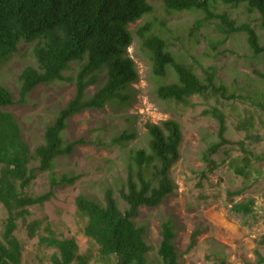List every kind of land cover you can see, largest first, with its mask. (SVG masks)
I'll list each match as a JSON object with an SVG mask.
<instances>
[{"label": "trees", "instance_id": "obj_1", "mask_svg": "<svg viewBox=\"0 0 264 264\" xmlns=\"http://www.w3.org/2000/svg\"><path fill=\"white\" fill-rule=\"evenodd\" d=\"M153 1L160 2L170 14L200 10V21L217 19L216 27L224 38L243 31L253 54L264 56V44L250 22L237 23L230 11L221 7L244 5L258 13V24L264 28V0H0V63L17 50L21 41L31 44L36 60V64L21 70L17 98L0 83V201L6 209L0 231V264H20L23 244L15 231L18 220L24 221L30 214L29 206L48 199L56 185L71 184L79 177L54 169L57 157L70 154L75 145L85 141L82 136L64 137L68 119L85 109L129 99L131 83L138 73L127 50L134 37L128 25L151 14ZM154 28L153 20L146 21L136 33L156 76L155 92L159 98L194 105L193 95L212 96L218 101L220 97L237 96L216 74L214 66L198 73L193 64L173 53L165 34ZM71 70L73 73L68 74ZM54 81H73L74 93L45 124L42 142L31 148L20 122L3 107L24 102L37 85ZM90 85L95 88L87 93ZM260 103L264 106V102ZM202 112L212 115L218 123L217 140L203 153L206 167L201 175L205 177L217 166L210 154L231 140L226 136V114L221 105L212 104ZM241 122L240 127L246 130L253 125L252 119ZM146 134L145 145L124 153L125 175L115 182L118 194L109 184L103 187L102 197L84 193L75 196V213L84 221L83 233L89 240L85 250H80L73 236L56 235L46 215L27 222L28 235H38L39 244L53 248L50 264H89L91 260L102 264H180L173 218L160 220L157 243L148 239L146 225L135 218L140 206H158L176 187L170 169L181 154V124L175 118L147 122ZM134 137L123 131L111 142L122 146ZM236 143L244 154L241 162L231 161V165L238 174L247 176L249 150L243 140ZM37 171L47 172V188L31 193L29 186ZM243 190L229 189L227 197L233 212L247 215L254 209L253 198L234 199ZM193 242L192 238L190 245ZM218 259L220 264H227L224 257ZM263 261L264 256L257 253V259L247 264Z\"/></svg>", "mask_w": 264, "mask_h": 264}, {"label": "rangeland", "instance_id": "obj_2", "mask_svg": "<svg viewBox=\"0 0 264 264\" xmlns=\"http://www.w3.org/2000/svg\"><path fill=\"white\" fill-rule=\"evenodd\" d=\"M151 14L130 22L128 28L134 37L127 47L134 59L138 77L131 83L130 97L124 103L106 104L103 108L85 109L68 119L64 130L66 139L83 137L85 141L74 146L68 155L56 158L57 172L79 174L71 184L56 185L51 196L40 204L29 206L30 214L18 220L16 234L23 244L20 264H50L53 248L39 244V237L27 233L28 221L46 215L58 236H73L80 250L89 245L83 233L84 221L75 213V196L84 193L102 197L103 187L113 184L125 175V154L131 148L145 145L146 123L160 122L166 118L177 119L182 128L180 158L170 169L176 184L173 192L155 207L140 206L138 223L146 225L148 239L159 240V222L171 216L175 224L174 243L180 264H220L224 257L227 264H247L264 256V56L254 55L246 33L233 32L227 37L216 27L217 19L201 20L200 10L167 13L160 2L153 1ZM230 11L237 23L250 22L264 44V28L258 22V13L244 5L221 6ZM153 20L154 29L162 31L173 53L203 69L214 66L216 74L237 94L235 98L219 101L214 97L193 95L194 105L159 98L155 92L156 76L141 45L136 29ZM159 20L163 24L159 25ZM217 20V21H216ZM161 28V30H160ZM224 38V39H223ZM28 64H36L31 44L21 41L18 48L0 63V83L18 97L19 74ZM73 70L68 71V74ZM95 86L90 85L87 93ZM74 93L73 81H54L39 84L32 89L24 102L3 108L12 112L20 122L23 137L33 148L43 140L45 124ZM260 101V102H259ZM212 104H219L226 114V136L231 143L224 144L210 157L217 166L202 177L206 167L203 153L210 143L217 140L216 119L202 112ZM252 119V127H240L241 121ZM134 138L116 146L111 139L123 132ZM238 140H243L249 150L250 167L247 176L238 174L231 161L241 162L243 156ZM256 156H263L261 159ZM233 159V160H232ZM47 172L37 171L29 192L46 190ZM243 187L235 200L253 198L254 209L250 214L235 213L227 190ZM116 194H118L115 188ZM6 209L0 201V231ZM40 232L45 233L44 230ZM194 242L190 245L191 239ZM89 264H102L91 260ZM258 264H264V261Z\"/></svg>", "mask_w": 264, "mask_h": 264}]
</instances>
